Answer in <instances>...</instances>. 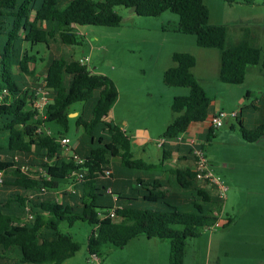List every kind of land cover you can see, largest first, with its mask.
Wrapping results in <instances>:
<instances>
[{
  "label": "trees",
  "instance_id": "16d2710c",
  "mask_svg": "<svg viewBox=\"0 0 264 264\" xmlns=\"http://www.w3.org/2000/svg\"><path fill=\"white\" fill-rule=\"evenodd\" d=\"M240 3L259 6L264 0ZM117 7H135L143 17L176 15L173 31L219 51L223 84H243L250 67L264 75V52L254 38L246 34L228 44L226 27L209 23L203 0H0V264H63L81 249L66 231L77 223L91 227L88 257L103 260L104 246L123 248L143 236L167 240L168 264H183L187 240L217 222L222 200L216 188L196 181L193 151H204V143L169 142L213 115L192 73L195 57L175 52L174 65L163 73L166 87L188 93L172 99L174 117L160 137L161 159L152 163L136 157L131 137L108 120L117 99L114 81L58 54L61 46L80 45L78 26H118ZM39 45L43 51L34 52ZM41 92L49 101L42 115L35 105ZM75 104L81 110L71 145L79 164L61 155L59 144ZM235 122L245 142L264 137V123L248 130L239 117ZM214 131L209 129L205 143ZM180 147L192 164H171L172 151Z\"/></svg>",
  "mask_w": 264,
  "mask_h": 264
},
{
  "label": "rangeland",
  "instance_id": "374dc122",
  "mask_svg": "<svg viewBox=\"0 0 264 264\" xmlns=\"http://www.w3.org/2000/svg\"><path fill=\"white\" fill-rule=\"evenodd\" d=\"M240 1L203 0L209 11V23L226 27L228 44L248 34L264 52V5L248 6ZM116 12L121 17L118 26H80V45L61 46L58 54L85 61L95 73H104L118 81L120 88L123 83L132 85L136 99L129 104L119 103L111 108V114L115 115L113 123L129 136L134 135L135 127L149 132L151 138L145 140V155L138 153L142 150L133 136L136 157L152 163L161 159L157 142L174 117L170 110L172 99L188 93L186 88L166 87L162 82L163 73L174 65L171 56L175 52L195 57L193 75L210 100L219 103L225 111H238L240 98L244 99L245 106H251L264 95V75L257 66L247 70L241 85L221 83L219 51L197 47L194 36L173 31L178 22L176 15L164 12L157 17H143L123 7H117ZM43 47L39 45L33 51H43ZM247 91L249 97H246ZM80 107L75 104L70 108L69 129L64 134L70 143L78 137L74 118ZM246 111L243 110L246 124L258 121V113L253 109L249 114ZM198 125L207 127L206 123ZM182 138L185 142L192 139L196 144L204 143L195 139L193 133H186ZM204 151L213 178L226 189L219 205L221 217L228 224L223 228L214 225L202 230L199 236L189 238L183 264H264V137L248 144L242 141L235 119L224 118L222 126L205 143ZM219 186H213L216 194ZM66 231L82 246L63 264H92L86 251L91 227L77 223ZM102 255L101 264H168L169 242L141 236L123 248L106 245Z\"/></svg>",
  "mask_w": 264,
  "mask_h": 264
},
{
  "label": "crops",
  "instance_id": "0c3cea01",
  "mask_svg": "<svg viewBox=\"0 0 264 264\" xmlns=\"http://www.w3.org/2000/svg\"><path fill=\"white\" fill-rule=\"evenodd\" d=\"M78 27H80V26H78ZM78 27H77V29H78ZM98 74L106 75L104 73H98ZM113 81H114L115 86H116V89H117V99H116L115 103L113 104L112 109H114L121 102H125V103L129 104L130 101H134L136 99L135 97H136V94L137 93L133 89L132 85L130 86V85H127V84L123 83L122 86H121V88H120L119 87V82L116 81L115 79H113ZM151 96L152 95H150L149 97H151ZM249 96H250V93H249V91H247L246 92V97H249ZM243 101H244L243 98H240L238 100V104L241 106V108L238 111L237 110L225 111L219 103H217L215 101L214 102L211 101L210 102V112L213 113V114L216 113V112H218V111L237 112V117H239L241 119L243 127L245 129H248V130L254 129L258 125L264 123V95H262L260 97V99H256L251 106H245L244 103H243ZM249 107H251L254 112L258 113V115H257L258 121L255 120L251 124H246L245 121H244V119H243V110H247L246 113L249 114V113L252 112V109L249 108ZM112 109H111V111H112ZM111 111H110L109 119L108 120H110V121L113 122V118H115V115L113 113L111 114ZM68 116H70V115H68ZM203 123H206L207 124V127L206 128H203V126L198 125V124H202V123L192 124L190 126V128H189V131L190 132L188 131L187 133H193L195 139H197L199 141L206 140L207 139V136H208V131H209V129L211 127H210V125H209V123L207 121L206 122H203ZM123 125H125V127H126L127 126V122L126 121L123 122ZM230 127H231V129L233 128L232 125ZM140 128L141 127H135L134 128V130H135L134 131V135L130 136L131 137V144H132V141H133V136H136L137 137V143H136V145H137L138 149H141L142 150V152L141 151H138V153L145 155V154H147L146 153V150H144V147L146 145L145 144V140L148 139V138H151V136L149 135V132L147 130H142ZM242 141H244V140L242 139ZM169 142L171 144H175V142H172V141H169ZM182 143L183 144H186V142L184 140H183ZM204 145H205V142H204ZM170 147H172V146H170ZM165 149L167 150V148H165ZM171 157H172L171 164L178 163V165H181V166L182 165L192 164L190 156L187 155L186 148L180 147V150L178 152L177 151H172ZM138 158H140V157H138ZM227 224H228V221L225 220V219H223L221 217V214L219 213L218 219H217V222L215 223V225L216 226L218 225L219 227H222L223 228V227H226Z\"/></svg>",
  "mask_w": 264,
  "mask_h": 264
},
{
  "label": "built area",
  "instance_id": "2783aa9c",
  "mask_svg": "<svg viewBox=\"0 0 264 264\" xmlns=\"http://www.w3.org/2000/svg\"><path fill=\"white\" fill-rule=\"evenodd\" d=\"M81 64H86L85 61L80 60ZM48 99L46 98V96L44 95V92H41V95L39 97V99L37 101H35V105L39 111V113L43 114L45 107L48 104ZM41 114V115H42ZM237 117V113L236 112H224V111H218L216 113H214L208 120L207 122L209 123L210 127H212L213 129H218L222 126L223 124V120L224 118H232L235 119ZM183 135L177 137L175 139V143H182L183 142ZM163 139H159V141L157 142V147L159 148L161 146V144L163 143ZM59 144L62 148L60 154L63 155L64 153L70 156H73V158L75 159L76 163H81V160H79L73 153H72V145L70 143V141L66 138V137H62L59 140ZM186 144L188 145H198L195 143V141L190 140L188 142H186ZM193 154L195 156V172H196V181L198 184L203 185V186H219L220 183H218L212 176L210 170H209V165H208V160L206 158L205 152L202 151L201 149L197 148L193 151ZM66 155V156H67ZM24 170H26V168H24ZM73 176H76V180H79L81 178V175L78 173H74ZM0 182H1V178H0ZM217 190H219L218 192V196L219 198L222 200L224 199V193L226 191L225 188H223L222 186H219V188H217ZM90 262H92V264H101V258L98 256H91L89 257Z\"/></svg>",
  "mask_w": 264,
  "mask_h": 264
},
{
  "label": "water",
  "instance_id": "95a60500",
  "mask_svg": "<svg viewBox=\"0 0 264 264\" xmlns=\"http://www.w3.org/2000/svg\"><path fill=\"white\" fill-rule=\"evenodd\" d=\"M130 10V13H134L135 12V7H132Z\"/></svg>",
  "mask_w": 264,
  "mask_h": 264
}]
</instances>
